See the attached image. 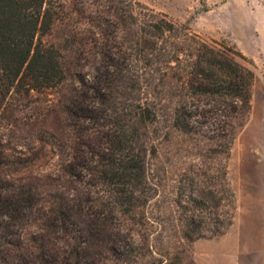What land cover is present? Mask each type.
<instances>
[{"label":"rangeland","instance_id":"1","mask_svg":"<svg viewBox=\"0 0 264 264\" xmlns=\"http://www.w3.org/2000/svg\"><path fill=\"white\" fill-rule=\"evenodd\" d=\"M48 1L52 26L43 41L60 52L65 77L54 88L32 91L26 98L17 96L8 124L0 120V148L5 153L0 157V172L10 183L31 190L35 205L32 212L26 211L23 246L61 256L78 238L74 226L58 230L51 214L60 206L76 210L81 202L83 211L89 212V201L96 200L109 210L106 218L113 217L115 227L133 230L139 247L138 257L124 251L120 258L97 248L98 264H148L154 257L165 256L168 246L184 250L182 257L188 255L195 264H264V0H132L159 13L156 20L165 17L185 24L206 42L239 52L242 57L236 55L235 59L254 74L250 108L234 119L227 152L223 143L216 145L208 139L214 140L212 136L184 135L173 127L171 108L182 95L178 91L180 67L169 69L156 59L151 61L141 82V97L156 112L146 132L151 197L144 207L145 196L137 191L132 215L126 212L125 201L109 195L111 186L99 182L96 192L89 194L88 185L69 173L76 144L89 149L101 137L96 131L74 132L64 108L79 78L94 73L99 57L91 37L98 38L96 25L109 18L112 1L126 6L129 0H123V5L122 0ZM118 33L123 39L131 36L124 27ZM223 166L234 196L232 224L217 236L205 230V237L179 244L177 218L185 209L194 208L190 198L201 190L215 192L209 206L218 209L219 220L227 218L225 212L230 209L223 206L228 204L221 178ZM112 209L118 212L112 214ZM44 215L51 216L44 221ZM7 264H18V260L9 257Z\"/></svg>","mask_w":264,"mask_h":264},{"label":"trees","instance_id":"2","mask_svg":"<svg viewBox=\"0 0 264 264\" xmlns=\"http://www.w3.org/2000/svg\"><path fill=\"white\" fill-rule=\"evenodd\" d=\"M107 15L104 24L96 25L98 38L91 37L99 57L94 73L90 78H79L78 87L64 106L67 123L74 132L82 135L96 131L101 139L89 149L76 144L68 171L88 185L89 194L96 192L99 182L111 186L109 195L125 201L126 212L131 214L137 191L145 196L144 207L151 197L146 132L156 112L141 97V82L145 70L151 69V61L156 59L169 69L173 65L180 67L178 91L182 95L171 108L173 127L184 135L212 136L214 140L208 139L216 145L223 143L227 152L234 136V119L250 108L254 74L235 59L236 55L242 57L239 52L206 42L185 24L165 17L156 20L160 14L140 2L129 0L126 6H119L112 1ZM51 26L48 0H0V120L7 124L17 96L26 98L32 91L54 88L65 77L60 52L43 41ZM120 27L128 29L131 36L123 39L118 33ZM4 156L0 148V157ZM221 178L228 201L223 206L230 209L225 212L227 218L219 220L218 209L213 211L209 206L216 198L215 192L201 190L190 198L194 208L185 209L177 218L179 244L205 237V230L217 236L232 224L234 196L224 166ZM30 191L10 183L0 172L3 264L9 257H15L18 264H98L97 248H105L117 258L124 251L138 257L133 230L115 227L113 217L106 218L109 210L96 200L86 204L89 212L83 211L81 202L76 210L60 206L51 214L58 230L74 226L73 233L78 238L61 256L23 246L26 211L32 212L35 206ZM116 211L112 209L111 213ZM50 216L44 215V221ZM173 249L164 248L166 255L160 258H155L152 251L154 258L148 264H195L188 255L182 257L184 250Z\"/></svg>","mask_w":264,"mask_h":264}]
</instances>
